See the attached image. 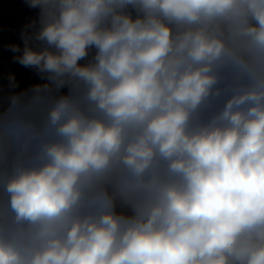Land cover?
<instances>
[{"label":"clouds","instance_id":"clouds-1","mask_svg":"<svg viewBox=\"0 0 264 264\" xmlns=\"http://www.w3.org/2000/svg\"><path fill=\"white\" fill-rule=\"evenodd\" d=\"M26 3L0 264H264V0Z\"/></svg>","mask_w":264,"mask_h":264},{"label":"trees","instance_id":"trees-1","mask_svg":"<svg viewBox=\"0 0 264 264\" xmlns=\"http://www.w3.org/2000/svg\"><path fill=\"white\" fill-rule=\"evenodd\" d=\"M37 14L38 10L31 9L26 0H0V88L5 94L9 91L7 86L10 75L19 82V88L15 91L42 82L36 70L26 68L14 61L13 57L19 54L13 53L9 48L10 45L15 44L23 49L21 32L37 17Z\"/></svg>","mask_w":264,"mask_h":264}]
</instances>
